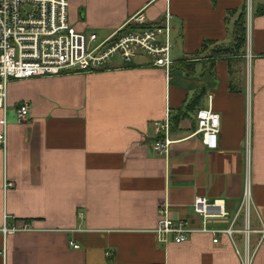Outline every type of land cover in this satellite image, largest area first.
I'll use <instances>...</instances> for the list:
<instances>
[{"label":"crops","instance_id":"obj_1","mask_svg":"<svg viewBox=\"0 0 264 264\" xmlns=\"http://www.w3.org/2000/svg\"><path fill=\"white\" fill-rule=\"evenodd\" d=\"M68 1L72 25L99 38L137 13L156 26L169 12L173 65L166 74L139 56L91 73L10 81L0 264H244L246 249L249 264H264V240L252 232L246 244L245 215H237L249 177L248 222L264 226V14L256 13L263 0L246 10L245 55L217 60L213 75L200 61L186 71L181 60L204 40L230 42L246 0ZM23 102L30 111L19 123ZM209 104L220 117L212 150L196 133V113ZM166 116L168 155L152 148L163 138L154 122ZM197 196L225 201L228 216L207 220V228L233 222L237 231L219 234L217 243L204 232L183 243L159 241L154 230L165 204L171 219L202 225L192 207Z\"/></svg>","mask_w":264,"mask_h":264},{"label":"built area","instance_id":"obj_2","mask_svg":"<svg viewBox=\"0 0 264 264\" xmlns=\"http://www.w3.org/2000/svg\"><path fill=\"white\" fill-rule=\"evenodd\" d=\"M254 0H246V10L250 12ZM264 4V0H263ZM171 15L166 13L161 25H147L143 13H137L110 35L99 38L96 33L78 31L69 19L68 0H0V147L5 149L7 123L5 114L8 107V85L11 80L33 77L59 76L68 73H91L108 68L114 59L130 64L139 56L150 59L155 67L169 74L173 65L170 40ZM30 106L23 102L16 107L19 123L27 120ZM163 131V138L154 141L152 148L158 154L168 155L169 119L154 122ZM196 133L207 149H216L220 130V117L208 107L196 113ZM11 183L6 182L5 186ZM251 205L249 177L246 178L243 196L237 215H245L242 232L246 244L249 235L256 232L260 241L264 240V226L253 229L248 222ZM194 213L201 219V226L189 219L173 220L168 217L169 205L159 209V221L154 232L163 244L183 243L195 232L210 233L213 242H218L219 234L232 236L237 230L232 224L226 229H209V219L228 216L224 199L209 200L197 196L192 202ZM236 215V216H237ZM234 221V220H233ZM6 233V229H3ZM78 248L77 244H72ZM248 248V247H247ZM239 253V251H238ZM243 256L244 264H249V250Z\"/></svg>","mask_w":264,"mask_h":264},{"label":"trees","instance_id":"obj_3","mask_svg":"<svg viewBox=\"0 0 264 264\" xmlns=\"http://www.w3.org/2000/svg\"><path fill=\"white\" fill-rule=\"evenodd\" d=\"M232 13V11H228ZM257 14H264V4L257 7ZM246 4L243 5L239 16L235 22L233 37L230 42H218L216 40H204L200 50L195 52L192 59L184 58L181 60L185 70L193 69V66L198 61L205 63L208 66V71L211 75L214 74L215 62L219 59H224L231 64L235 59H240L245 55V47L247 40L246 33ZM191 68V69H190ZM199 96L193 97L185 106V109L191 110Z\"/></svg>","mask_w":264,"mask_h":264},{"label":"rangeland","instance_id":"obj_4","mask_svg":"<svg viewBox=\"0 0 264 264\" xmlns=\"http://www.w3.org/2000/svg\"><path fill=\"white\" fill-rule=\"evenodd\" d=\"M259 0H254L253 1V6H254V4L256 5V3L258 2ZM145 57V56H144ZM117 59H114L113 61H116ZM10 83V82H9ZM8 87H9V85H8ZM9 108V110H10V107H8Z\"/></svg>","mask_w":264,"mask_h":264}]
</instances>
